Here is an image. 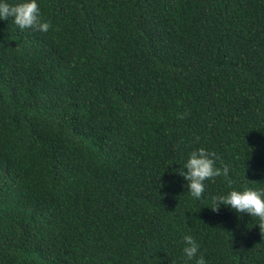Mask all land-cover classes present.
Returning <instances> with one entry per match:
<instances>
[{"label": "trees", "instance_id": "trees-1", "mask_svg": "<svg viewBox=\"0 0 264 264\" xmlns=\"http://www.w3.org/2000/svg\"><path fill=\"white\" fill-rule=\"evenodd\" d=\"M39 6L47 32L0 20V264H184L186 233L264 264V226L207 207L264 187V0ZM198 147L229 166L199 201Z\"/></svg>", "mask_w": 264, "mask_h": 264}, {"label": "clouds", "instance_id": "clouds-1", "mask_svg": "<svg viewBox=\"0 0 264 264\" xmlns=\"http://www.w3.org/2000/svg\"><path fill=\"white\" fill-rule=\"evenodd\" d=\"M12 18L13 23L21 30L47 32L51 28L49 20L43 19L39 0H0V20ZM199 140V137H196ZM177 174L184 180V186L191 197L196 200L205 199L206 181L215 182V178L223 175L228 177L229 166H217L215 153L205 147L192 149ZM231 183V181H230ZM221 206L241 214L245 213L257 219L259 227L264 226V187L253 188L247 185L241 188L230 187L228 191L211 197L213 212H218ZM182 248L184 264L195 261V264H207L200 253L199 241L191 234H184Z\"/></svg>", "mask_w": 264, "mask_h": 264}]
</instances>
